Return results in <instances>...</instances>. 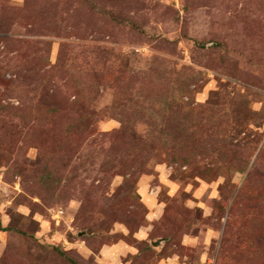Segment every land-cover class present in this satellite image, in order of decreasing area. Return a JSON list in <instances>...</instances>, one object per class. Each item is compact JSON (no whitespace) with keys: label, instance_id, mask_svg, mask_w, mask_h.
Segmentation results:
<instances>
[{"label":"rangeland","instance_id":"374dc122","mask_svg":"<svg viewBox=\"0 0 264 264\" xmlns=\"http://www.w3.org/2000/svg\"><path fill=\"white\" fill-rule=\"evenodd\" d=\"M0 264H264V0H0Z\"/></svg>","mask_w":264,"mask_h":264}]
</instances>
